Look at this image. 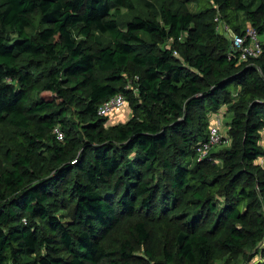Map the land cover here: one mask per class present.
Instances as JSON below:
<instances>
[{
	"label": "trees",
	"instance_id": "1",
	"mask_svg": "<svg viewBox=\"0 0 264 264\" xmlns=\"http://www.w3.org/2000/svg\"><path fill=\"white\" fill-rule=\"evenodd\" d=\"M136 3L0 0V264H264V41L241 61L215 22L264 35V0Z\"/></svg>",
	"mask_w": 264,
	"mask_h": 264
},
{
	"label": "built area",
	"instance_id": "2",
	"mask_svg": "<svg viewBox=\"0 0 264 264\" xmlns=\"http://www.w3.org/2000/svg\"><path fill=\"white\" fill-rule=\"evenodd\" d=\"M217 32L226 36L230 42V52L237 55L241 61L250 58H258L263 50V41L260 40L259 32L252 26H247L243 32H235L225 19L218 13L215 16ZM127 107L126 98L123 94L104 101L99 107V114L103 116H115ZM213 119V120H212ZM221 116L219 113L212 115L209 132L206 140L198 145V159L208 156L215 145L222 143ZM59 139L64 138V133L59 127L55 129Z\"/></svg>",
	"mask_w": 264,
	"mask_h": 264
},
{
	"label": "rangeland",
	"instance_id": "3",
	"mask_svg": "<svg viewBox=\"0 0 264 264\" xmlns=\"http://www.w3.org/2000/svg\"><path fill=\"white\" fill-rule=\"evenodd\" d=\"M150 1H155V0H150ZM145 3V0H137V9L134 13L130 14V13H124L122 14L121 16H119V19L120 21H127V20H130L132 19L135 15H139V14H143V4ZM245 23H248L245 21ZM260 40L264 41V35H260L259 36ZM229 106L228 105H224L221 107L220 111L218 112L221 116V137H222V143L219 144V145H215L213 148H212V152H219L223 149H225L226 147L230 146L231 144V128H230V121H231V118H232V113L228 110ZM122 112L126 115L124 117V119H120L119 121L121 122H124L126 121L132 114V111H131V108L130 107H126L122 110ZM121 112V113H122ZM122 113V114H123ZM213 120V119H212ZM117 119H113V118H110L108 123L109 125H112L116 122H119ZM262 144L264 145V135L262 137ZM259 162L264 164V158H261L259 159ZM262 257L259 255V256H256L252 261L250 262H245L243 259H241L239 261L240 264H257L258 261H260Z\"/></svg>",
	"mask_w": 264,
	"mask_h": 264
},
{
	"label": "crops",
	"instance_id": "4",
	"mask_svg": "<svg viewBox=\"0 0 264 264\" xmlns=\"http://www.w3.org/2000/svg\"><path fill=\"white\" fill-rule=\"evenodd\" d=\"M123 113V112H122ZM121 112L118 114V115H116V117L115 118H113V119H117L118 121L120 120V119H124V117L126 116L124 113L122 114ZM212 118V117H211ZM261 134H262V137H263V135H264V130L261 132ZM261 142H262V140H261ZM263 143V142H262Z\"/></svg>",
	"mask_w": 264,
	"mask_h": 264
}]
</instances>
